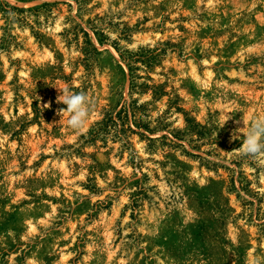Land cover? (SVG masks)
I'll return each instance as SVG.
<instances>
[{
    "label": "rangeland",
    "instance_id": "374dc122",
    "mask_svg": "<svg viewBox=\"0 0 264 264\" xmlns=\"http://www.w3.org/2000/svg\"><path fill=\"white\" fill-rule=\"evenodd\" d=\"M0 1L32 10L9 47L0 13V264H264V0ZM162 50L137 66L165 95L132 96L126 57ZM132 100L161 127L83 138Z\"/></svg>",
    "mask_w": 264,
    "mask_h": 264
},
{
    "label": "trees",
    "instance_id": "16d2710c",
    "mask_svg": "<svg viewBox=\"0 0 264 264\" xmlns=\"http://www.w3.org/2000/svg\"><path fill=\"white\" fill-rule=\"evenodd\" d=\"M44 6L47 7L49 4H44L42 7L34 9V11H38ZM25 12H32V10H23L0 1V13L4 15L7 21V27L5 28L7 35L3 38L5 47H9L14 43V37L9 33L11 30L10 27L16 21L26 20V18L21 15ZM81 32L84 34L83 44L87 45L84 51L89 53L90 49L94 53H98V49L93 45L89 34L84 29H81ZM164 54L165 50H162L160 53L148 51L147 54H128L126 58L131 72L130 91L132 96L135 93L145 94L148 91H153L155 97H162L165 95V91L160 86L153 84L151 78H146L139 74L143 68L137 66V64H142L144 69H148L156 64ZM148 112L147 105L140 104L139 100H132V102L122 106L121 110L115 115L110 114L104 120L97 122L87 136H83V138H86L89 143H94L100 140L106 142L110 136H113L114 139L122 141L126 145V141L130 138V134H136V129L154 132L161 127V122L153 127L154 122L149 121L150 115ZM142 135L145 136L144 134Z\"/></svg>",
    "mask_w": 264,
    "mask_h": 264
},
{
    "label": "clouds",
    "instance_id": "9594fccd",
    "mask_svg": "<svg viewBox=\"0 0 264 264\" xmlns=\"http://www.w3.org/2000/svg\"><path fill=\"white\" fill-rule=\"evenodd\" d=\"M57 103L66 105L59 109V116L67 115V125L73 130H82L89 118L91 100L84 92L74 93L69 89H59ZM240 151L248 157H264V118H255L248 128Z\"/></svg>",
    "mask_w": 264,
    "mask_h": 264
}]
</instances>
